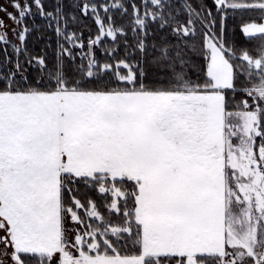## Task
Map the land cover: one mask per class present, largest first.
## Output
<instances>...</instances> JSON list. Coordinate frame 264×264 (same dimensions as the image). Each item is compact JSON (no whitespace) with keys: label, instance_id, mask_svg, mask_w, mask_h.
Instances as JSON below:
<instances>
[{"label":"snow or ice","instance_id":"6c2138e0","mask_svg":"<svg viewBox=\"0 0 264 264\" xmlns=\"http://www.w3.org/2000/svg\"><path fill=\"white\" fill-rule=\"evenodd\" d=\"M0 264H264V0H0Z\"/></svg>","mask_w":264,"mask_h":264},{"label":"trees","instance_id":"16d2710c","mask_svg":"<svg viewBox=\"0 0 264 264\" xmlns=\"http://www.w3.org/2000/svg\"><path fill=\"white\" fill-rule=\"evenodd\" d=\"M41 21L39 19H37V23H40ZM34 43V40L33 41H30V44ZM40 45L38 44L37 47H39Z\"/></svg>","mask_w":264,"mask_h":264},{"label":"rangeland","instance_id":"374dc122","mask_svg":"<svg viewBox=\"0 0 264 264\" xmlns=\"http://www.w3.org/2000/svg\"><path fill=\"white\" fill-rule=\"evenodd\" d=\"M11 10V9H10ZM9 35H11V33H9Z\"/></svg>","mask_w":264,"mask_h":264}]
</instances>
